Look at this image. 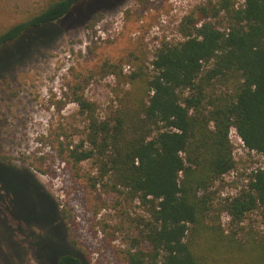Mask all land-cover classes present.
I'll return each mask as SVG.
<instances>
[{
  "label": "trees",
  "instance_id": "16d2710c",
  "mask_svg": "<svg viewBox=\"0 0 264 264\" xmlns=\"http://www.w3.org/2000/svg\"><path fill=\"white\" fill-rule=\"evenodd\" d=\"M80 1H52L11 26L0 34V51L32 30L41 33L38 42L50 38L51 25ZM197 11L198 18L191 13L181 23L192 32L180 30L182 41L156 49L152 76L141 65L123 75L121 63H102V76L132 83L108 119H97L96 104L84 97L80 81L68 84L66 97L70 93L68 100L88 122V146L59 140V134L50 141L76 180L125 192L148 206V218H139L136 234L126 238L129 247L117 249L122 264H264V167L253 170L246 188L218 210L211 191L235 165L231 127L248 150L264 158V0H244L239 7L230 0L209 1ZM221 13L225 30L216 19ZM216 84L230 92L209 95ZM83 162L92 163L95 175L80 172ZM257 209L263 230L245 241L234 230L225 234L212 216L224 211L239 223ZM58 264L83 263L66 254Z\"/></svg>",
  "mask_w": 264,
  "mask_h": 264
},
{
  "label": "rangeland",
  "instance_id": "374dc122",
  "mask_svg": "<svg viewBox=\"0 0 264 264\" xmlns=\"http://www.w3.org/2000/svg\"><path fill=\"white\" fill-rule=\"evenodd\" d=\"M52 1L0 0V34ZM209 1L216 2L81 0L51 25L50 38L38 42L41 33L32 30L2 48L0 160L16 169L0 164V264H58L66 254L78 256L83 264H122L117 249L129 247L126 238L136 234L139 218H148V206L125 192L76 180L57 157L50 142L57 134L59 140L88 146V122L68 100L70 93L66 97L67 85L80 81L84 97L96 104L97 119H108L120 109L132 83L102 76V63H121L123 75L141 65L143 73L152 76L156 49L163 42L182 41L180 30L192 32L187 23L181 27L183 18L191 13L198 18L197 8ZM230 1L235 7L243 4ZM223 16L216 18L220 30L226 27ZM99 31L107 36H97ZM229 92L219 84L207 90L209 95ZM229 141L235 165L211 187L214 210L246 188L253 170L264 167L262 155L235 137ZM81 167L82 174L96 173L91 162ZM261 215L257 209L239 223L230 222L224 211L212 216L225 234L234 230L245 241L262 232Z\"/></svg>",
  "mask_w": 264,
  "mask_h": 264
},
{
  "label": "built area",
  "instance_id": "2783aa9c",
  "mask_svg": "<svg viewBox=\"0 0 264 264\" xmlns=\"http://www.w3.org/2000/svg\"><path fill=\"white\" fill-rule=\"evenodd\" d=\"M244 1V0H243ZM97 36H100V37H103L102 39H104L106 36H107V34H105V32H98L97 33ZM228 135H229V139L230 138H232V137H235V139L238 141V142H240L241 144H243V142H242V140L240 139V137L237 135V132H236V130H235V128L234 127H231L230 129H229V133H228ZM244 145V144H243Z\"/></svg>",
  "mask_w": 264,
  "mask_h": 264
}]
</instances>
